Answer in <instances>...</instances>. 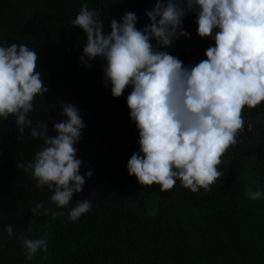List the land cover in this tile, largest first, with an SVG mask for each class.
<instances>
[{"label": "trees", "instance_id": "16d2710c", "mask_svg": "<svg viewBox=\"0 0 264 264\" xmlns=\"http://www.w3.org/2000/svg\"><path fill=\"white\" fill-rule=\"evenodd\" d=\"M85 3L99 13L107 31L113 18L119 21L128 11L136 13V26L142 28L149 23L145 11L156 0H0V44L33 47L48 88L44 97L34 98L33 124H48V135L54 136L53 124L66 119L60 105H75L86 125L75 145L80 173L92 172L82 192L73 194V204L88 198L92 204L75 223L67 219L71 204L63 216H32L37 203L56 207L49 190L36 188L21 167L43 140L28 130L17 139L15 118L0 120V264H264V195L247 196L249 188L264 193V102L242 109L245 128L221 157L217 167L223 176L210 191L191 193L179 181L164 192L155 184L140 185L126 168L139 150L126 102L131 89L113 98L102 83L101 62L85 68L79 60L85 36L70 23ZM183 28L190 35L166 50L188 66L205 59L214 41L197 35L190 12ZM8 224L14 227L11 236ZM23 237H45L46 251L27 260Z\"/></svg>", "mask_w": 264, "mask_h": 264}, {"label": "clouds", "instance_id": "9594fccd", "mask_svg": "<svg viewBox=\"0 0 264 264\" xmlns=\"http://www.w3.org/2000/svg\"><path fill=\"white\" fill-rule=\"evenodd\" d=\"M189 12L197 35L214 44L206 48L205 59L185 66L166 49L190 35L183 28ZM145 15L149 23L142 28L136 26V13L128 11L119 21L113 18L106 31L99 13L82 4L70 23L85 36L79 60L85 68L101 62L102 83L110 86L113 98L131 89L126 102L138 129L139 150L128 159L127 174L142 186L158 185L162 192L177 181L191 193L210 191L223 176L217 167L221 157L245 128L242 109L264 102V0H156ZM36 61L35 49L27 44H0V120L15 118L17 139L28 130L43 140L44 146L21 167L30 172L36 188L49 190L56 207L53 211L37 203L32 216H63L71 204L67 219L75 223L92 207L89 198L72 203L92 174L91 169L80 173L82 160L76 156L86 125L70 103L60 105L66 119L53 124L56 135H48V124H33L29 113L34 98L48 92ZM262 195L253 188L247 192L250 200ZM5 231L11 236L13 225ZM22 246L31 260L38 250L46 251L47 240L23 237Z\"/></svg>", "mask_w": 264, "mask_h": 264}]
</instances>
